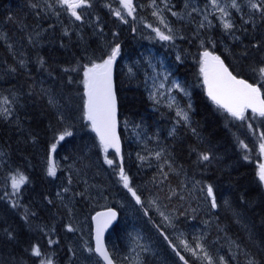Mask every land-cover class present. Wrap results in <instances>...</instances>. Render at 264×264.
<instances>
[{
  "label": "trees",
  "instance_id": "obj_1",
  "mask_svg": "<svg viewBox=\"0 0 264 264\" xmlns=\"http://www.w3.org/2000/svg\"><path fill=\"white\" fill-rule=\"evenodd\" d=\"M189 1L155 0V5L169 2L184 13L182 8ZM90 4L81 9V22L57 8L60 24L49 19L52 13L39 0H0V94L12 101L13 109L10 119L0 118V148L12 162L5 164L8 173L0 167V264H38L39 258L29 251L34 244L50 254L54 264H84L79 252L93 248L92 216L109 207L120 214L107 235L115 264H179L177 251L187 262L197 264L187 252L181 253L177 236L160 213L162 208L175 217L182 240L195 246L235 243L236 248L224 253L229 264H264V184L258 175L264 164L258 146L264 119L246 112L247 119L241 121L219 108L208 97L200 72V54L208 50L264 94V77L258 72L264 66V18L250 9L249 0H240L242 9H232L235 39L222 33L217 19L211 18V27L200 32L207 43L203 40V48L194 51L201 34L194 31L193 23L176 19L168 9L173 25L191 40L184 43L191 51L181 47V53L175 54L170 45L149 41L152 32L141 25L153 23V0H134L133 16L125 15L118 0H90ZM114 10H120L127 23L117 19ZM28 26L34 27L30 34ZM40 30L43 33L35 43L33 36ZM117 43L121 48L115 82L122 163L141 204L119 180L120 158L113 150L107 155L116 165L104 162L106 154L84 117L83 66L101 62ZM40 58L44 68L37 63ZM65 68L79 70L65 72ZM151 70L161 82L164 75L178 82L172 103L154 92L151 83L157 74L152 77ZM50 97L59 111L49 104ZM180 111L187 121L177 115ZM65 128L73 134L60 142ZM57 141L60 168L50 177L49 150ZM240 141L248 148H242ZM201 152L212 159L199 161ZM17 171L29 182L12 195L10 174ZM57 184L69 188L70 212L56 195ZM208 185L214 190L215 209L207 196ZM13 201L19 206L12 207ZM69 224L74 232L67 231ZM79 226L86 231L85 239L77 231ZM9 231L13 239H8ZM49 238L58 243L49 246ZM89 256L92 264H103L94 252Z\"/></svg>",
  "mask_w": 264,
  "mask_h": 264
},
{
  "label": "snow or ice",
  "instance_id": "obj_2",
  "mask_svg": "<svg viewBox=\"0 0 264 264\" xmlns=\"http://www.w3.org/2000/svg\"><path fill=\"white\" fill-rule=\"evenodd\" d=\"M121 8L126 11L127 16H133V13L136 11L133 0H119ZM57 4L65 9L68 14L73 17L76 21L82 20V14L77 10L90 7V0H57ZM155 4V0H153ZM210 5L213 12L218 11L220 13V24L226 32H231L235 25L231 20L226 19L230 15L227 11L228 5H221V0H206V6ZM250 9L254 12L261 14V18H264V0H260L259 3L249 0ZM51 7V5H49ZM230 7L237 12L240 11V5L237 3V0H231ZM196 11V9H193ZM115 16L122 23H127L125 16L121 13L120 10H114ZM59 15V13H57ZM153 15H158L154 10ZM177 15V13H173ZM243 18V17H241ZM207 20V15L205 16ZM248 23L247 20L244 21ZM160 23H164V20L161 18ZM211 25V21H208ZM205 25L203 22L199 27L203 28ZM153 31L156 32L160 40L170 41L173 39L172 35H166L161 32L158 28H153ZM169 32L171 29L169 28ZM68 33L65 32V35ZM238 40L239 37H236ZM31 42V41H30ZM121 53L120 45L117 43L114 47L111 48L107 57L102 59L101 62H91L89 65L83 66L82 74V84H83V95L86 97L84 101V117L90 123L92 131H94L99 139V143L102 151L106 154L104 162L109 166L113 167L116 165V160L109 158L107 153L109 149H112L115 153V156L120 158V164L118 165V176L119 180L122 182L123 187L126 188L131 195L135 198L137 204H141V198L137 195L136 191L130 186L129 176L125 173L122 156H121V146L120 138L117 135V96L114 86L113 79V66L116 62L117 57ZM21 66L24 65V62L21 61ZM37 63L40 68H44L45 61L43 58L38 59ZM79 69L75 68H65V72L78 71ZM15 71V69H13ZM200 72L203 75V83L207 89L208 97L221 109L230 114L233 118L244 121L247 119L246 112L249 110L253 114V118L259 117L264 119V94L261 93L259 87H255L252 84L248 83L244 79L237 78L228 67L225 66L224 61L221 60L220 56L214 55L212 52L205 50L202 53L200 59ZM261 77H264V66L259 67L258 69ZM71 82V81H70ZM179 88V85H177ZM49 104L55 106L56 101L54 98H49ZM12 101L8 97H3L0 100V118L8 120L12 116ZM190 107V105H189ZM178 116L187 121L188 117L185 113L178 112ZM249 129L252 128V125H248ZM195 131V130H193ZM72 132L65 128V130L59 135V141H63L65 137L71 136ZM261 143L259 145L260 152L264 154V133L260 135ZM53 142L50 147V155L48 157L47 165V175L50 177H55L57 174V168L59 165L56 163L55 159L51 155L57 151V143ZM240 146L244 149H247V145L240 141ZM157 159L160 157V153L156 154ZM247 158V157H245ZM141 160L144 157H140ZM198 159L201 162H208L212 159V156L207 152L198 153ZM259 180L261 183H264V164L259 166ZM12 195H17L20 193L22 186L26 185L29 182V178L22 172L17 171L15 175L10 177ZM71 183V178H69V184ZM64 193H68L69 189L64 188ZM207 196L211 198V207L213 209L217 208L216 198L214 196V190L211 185L206 187ZM7 195V194H6ZM58 197H62L61 193L56 194ZM52 203L51 200L48 201ZM19 204L17 201L12 202V207H18ZM29 213L25 212L24 219L27 221V216ZM35 215V213H31ZM116 218V212L109 210L108 212L97 213L93 217L95 221V247L88 248L89 252H94L99 258H101L105 264H114L113 259L110 257L107 248L105 247L103 235L105 230L109 227L112 221ZM76 229L69 224L67 225L68 232H74ZM8 239H13V234L9 231L7 232ZM167 239V237H165ZM58 241L51 238L48 239V245L51 246ZM183 243V241H182ZM197 248H200L201 245L197 244ZM185 249L188 250V245L185 244ZM33 257L40 258L38 264H54V261L51 257L46 259L42 258L44 253H42L38 244H34L29 249ZM173 251H176L173 248ZM177 256L180 257V260L184 261V264H187L184 256L176 252ZM195 254V253H193ZM205 258H207V253L205 252ZM209 264H212V261L209 260ZM220 264H225L223 258L220 260ZM251 264V262H250Z\"/></svg>",
  "mask_w": 264,
  "mask_h": 264
},
{
  "label": "rangeland",
  "instance_id": "obj_3",
  "mask_svg": "<svg viewBox=\"0 0 264 264\" xmlns=\"http://www.w3.org/2000/svg\"><path fill=\"white\" fill-rule=\"evenodd\" d=\"M39 2L41 4L42 8L45 9V11L52 13V16H50L49 19L54 18L56 21H58V23L62 24L59 15L56 14L57 8L60 7L57 4V0H39ZM237 3L240 5V0H237ZM230 4H231V0H221L222 6L228 5L227 11L230 13V15L228 17H226V19L231 20L232 23L234 24V22H233V14L234 13L232 12V8L230 7ZM49 5H51V7H49ZM168 9H172V11H173L172 16L175 17L176 19L187 22V23H193L192 25L195 28L194 31L199 32V33L203 32L202 29H207V28L211 27V25H209V23H208V21H211V18L217 19V21L220 24V19H219L220 13L218 11L213 12L210 5L206 6V0H204V2H201V0H191L187 3H185L183 8H182V11L184 13H182L180 10L177 11V10H174L173 8H171L169 2L168 3L166 2L164 4L162 3L160 5L154 4L152 6V12L155 10L158 13V15H154L153 23H143L141 25L145 29H147L148 31L152 32V38H151V40L149 39V41H152V42L155 41V42H157L161 45H164V46L170 45L175 54L181 53V47L183 48L184 51H185V49H187L188 51H191L189 49V47L184 44L186 40L191 43V40H190V38H188L189 35H187L181 29H179L177 27V25L176 26L173 25L172 20L169 18L168 14H167ZM193 9H196V11H193ZM241 9L242 8L240 6V10ZM77 11L82 14L81 9H78ZM173 13H177V15H173ZM125 15H127L126 12H125ZM206 15H207V20H205ZM82 18H83V15H82ZM161 18L164 20L163 24L160 23ZM81 21H83V19ZM81 21H78V22H81ZM75 22H76V20H75ZM201 22H203L205 25L203 28L199 27ZM16 24H17V22H16ZM218 27L222 33L229 34L232 40L235 39L233 37V32L236 31V26L234 27V29L231 32H226L223 29L221 24ZM28 28H29V34H30V32L32 33V30L34 27L28 26ZM36 28L39 29L38 26H36L35 29ZM153 28H158L161 32H163L166 35H169V34L172 35L173 39L170 41L160 40L159 37L157 36L156 32L153 31ZM169 28L171 29V32H169ZM40 31L41 32L35 31L36 34L33 36L34 37L33 40L35 41V43H36V41H38V38L43 33L42 32L43 30H40ZM211 31H214V29H212ZM200 36H198V38L200 39L199 40L200 42H198V43L194 42V46L196 47L194 51H196L197 49L199 50V48H203V46H202L203 40H205V43H207V38L202 36V34ZM29 39H30V36H29ZM205 43H204V45H205ZM194 51H192V52H194ZM202 53H203V51H202ZM202 53L200 54L201 56H202ZM150 54L151 55H149V58H152L154 56V54H152V53H150ZM175 59H177V57H175ZM200 59H201V57H200ZM118 60H119V56H118ZM155 61H156V58H155ZM117 63H118V61H117ZM117 63H116V66H117ZM155 69H156V67H155ZM125 71H126V74H129V68L128 67L125 69ZM115 72H116V69H115ZM150 73H151L152 77L156 76V74H157V73H154L153 70H151ZM160 79L161 78L158 76V74L155 78H153V80L151 79L152 80L151 85L153 87V90H154V92H157L158 96L165 97L169 103H172L174 101V95L172 93H173L174 89L178 88L177 85H179V84L176 81L170 82L169 79L165 75L163 77L162 82ZM3 97H6V96L0 94V100H2ZM54 107L57 111H59L58 105H55ZM180 112L184 113L183 111H180ZM248 140L250 143L252 139H250L248 137ZM260 143H261V141H260ZM57 147H58V145H57ZM51 155L55 159L56 163L59 165V167L57 168V171H58L60 168V161L56 158L55 153H52ZM6 162L12 163L11 160H9V156L6 153V150L4 148H0L1 171L8 173L7 167L5 165ZM12 175H15V174H10V177ZM23 187L24 186H22L21 191L23 190ZM65 187L66 186H64V185L57 184L56 190H57V193L59 192L62 194L63 198L61 199V197H59V199H60L61 203H63V205H65V208L69 209L68 212H70V208L68 207L70 204L67 201V199H69L71 197V195H70V191L68 193H64L63 190ZM121 203L123 206H127V202L125 200L121 199ZM160 213H162V217H163L164 221L166 223H168V226L171 229L172 234L175 235V237L177 236L176 239L179 243H176V245L180 248L181 253L187 252V254L191 257V260L193 262H195L197 264H209V260H211L212 264H220V260L223 257L225 264H229V262L227 261V258L224 257L225 256L224 253L227 252L226 249H228L229 251H232V247L236 248L235 243H231V242L214 243L210 246L205 245L204 243H196V245L197 244L201 245L200 248H197L194 244L187 242V240H182L180 232L176 233V230H177L176 229V223H175L176 219L173 216V214H171L170 212H168L167 210H165L163 208L160 210ZM77 231L82 232L84 234V239L86 238V235H85L86 231L83 230V228L81 226H79ZM74 238L78 239L77 236H75ZM182 241H183V243H182ZM78 244L81 245L82 243H78ZM185 244L188 245V250L185 249ZM93 248H94V246H93ZM222 248L224 249V252H222ZM205 252L207 253V258H205ZM42 253H44V256L42 258H44V259H46L48 257L52 258V256L48 253H46V252H42ZM79 253H80L81 259L84 261V264H92L93 260H91V258L89 256V251H86L85 249H81V251ZM193 253H195V254H193ZM79 264H82V261ZM179 264H184V261L180 260V258H179ZM187 264H192V263L190 261H188Z\"/></svg>",
  "mask_w": 264,
  "mask_h": 264
},
{
  "label": "water",
  "instance_id": "obj_4",
  "mask_svg": "<svg viewBox=\"0 0 264 264\" xmlns=\"http://www.w3.org/2000/svg\"><path fill=\"white\" fill-rule=\"evenodd\" d=\"M133 3H134V0H133ZM221 58V57H220ZM221 60H223L222 58H221ZM117 61H118V57H117V59H116V62H115V64H114V66H113V79H114V86H115V91H116V82H115V69H116V63H117ZM224 61V60H223ZM224 64H225V66L226 67H228V65L225 63V61H224ZM228 69H229V71H231L230 70V68L228 67ZM232 72V71H231ZM233 73V72H232ZM234 74V73H233ZM235 75V74H234ZM237 78H239V79H244V78H240V77H237ZM244 80H246V79H244ZM247 81V80H246ZM248 83H250L249 81H247ZM250 84H252V83H250ZM253 86H255V87H259L258 85H255V84H252ZM206 88V87H205ZM260 88V87H259ZM261 90V89H260ZM206 92H207V89H206ZM261 93H262V90H261ZM263 94V93H262ZM116 96H117V92H116ZM86 98V97H85ZM250 111V110H249ZM117 121H118V123H117V129H116V131H117V135L119 136V138H120V146H121V154H122V140H121V137H120V132H119V105H118V97H117ZM96 134V133H95ZM97 136V135H96ZM98 138V137H97ZM99 140V139H98ZM110 150H112V149H110ZM264 184V183H263ZM109 210H112V211H114V212H116V218L112 221V223L109 225V227L105 230V232H104V235H103V240H104V244H105V247L107 248V250H108V246H107V235H108V233L110 232V230L113 228V227H115V225L118 223V221H119V218H120V214H119V211H118V209H116V208H114V207H109V208H104V209H100V210H98L97 212H95V214L92 216V219H91V221H92V239H93V246L95 247V221L93 220V217L94 216H96L97 215V213H103V212H108ZM108 252H109V250H108ZM109 255H110V257H111V254H110V252H109ZM97 256V255H96ZM98 257V256H97ZM99 258V257H98ZM112 258V257H111ZM101 261H102V263L103 264H105V262L101 259V258H99ZM114 261V260H113ZM114 264H115V262H114Z\"/></svg>",
  "mask_w": 264,
  "mask_h": 264
}]
</instances>
